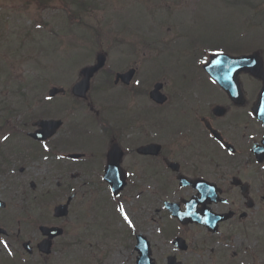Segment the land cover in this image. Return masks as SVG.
I'll return each mask as SVG.
<instances>
[{"label":"flooded vegetation","instance_id":"obj_1","mask_svg":"<svg viewBox=\"0 0 264 264\" xmlns=\"http://www.w3.org/2000/svg\"><path fill=\"white\" fill-rule=\"evenodd\" d=\"M243 52L250 53V48ZM230 78L229 84H219L204 65L197 66L184 76L187 82L181 78L176 87L164 83L163 105L133 100L130 111L120 109L136 143L121 147L118 158L134 192L133 234L147 238L154 264L171 258L180 264H264L263 82L235 70ZM132 93L139 96L140 90ZM22 126L25 139L18 154H9L3 174L33 188L49 184L54 178V137L35 141L29 136L36 129L34 121ZM121 136L120 131L112 133L111 143H120ZM221 138L234 150L233 156L227 146L220 147ZM111 143L102 152L71 161L74 168L66 185L107 186L103 174ZM150 144L159 145L157 154L139 153L141 146ZM181 177L189 183L182 185ZM224 199L230 203L223 204ZM166 202L176 205L185 219L172 214ZM176 238H183L188 247L174 246ZM41 240L39 233L29 241L36 246Z\"/></svg>","mask_w":264,"mask_h":264},{"label":"rangeland","instance_id":"obj_2","mask_svg":"<svg viewBox=\"0 0 264 264\" xmlns=\"http://www.w3.org/2000/svg\"><path fill=\"white\" fill-rule=\"evenodd\" d=\"M86 2L89 6L98 4L99 7L80 11L77 19L74 12L76 10L77 13L81 3L78 6L72 4L73 14L70 20L76 18V26H69L66 24L68 13L64 15L60 12L62 8H65L60 0L48 2L46 6H40L34 0H0V109L6 99L9 100V104L19 107L21 102L15 104V101L21 100V94H16V91L19 87L25 89V85L28 83L34 86L33 88L28 86V89L22 92L29 96L22 103H25L27 99H32L30 95L34 96L40 92L43 99L47 96L46 93L50 86L53 85L63 86L69 90L70 83L79 78V69L93 64L96 54L102 50L108 54L106 66L110 64L113 71L116 68L127 69L137 65L144 73L153 72L158 75L159 80L165 79L174 82L176 79L168 77V71L183 72V66L192 62V56L187 54L192 52L195 46L209 49L218 47L226 40L236 46L238 43L235 41L242 40L243 42L239 44L245 47L250 46L253 50L264 48V0H86ZM169 9L171 11H168ZM151 14L156 15L155 19ZM170 14H172L171 17ZM161 21L166 22L162 28H159L157 22ZM43 23L46 26H42ZM37 24H40L41 27L37 28ZM28 28L33 31L32 36L25 34ZM43 28L47 30V33L52 29L54 34L50 36L44 34ZM137 28L140 30H136ZM119 30L129 35L124 37ZM133 30L136 31L132 33ZM187 32L198 36L202 43L192 39L189 40L194 41L192 44L195 46H189L187 42L177 45L171 43V40L178 36H184ZM199 33L200 35H198ZM244 35L247 37L242 39ZM120 39H123V42L120 43ZM157 40L158 44L154 45L152 42ZM204 41L212 45L203 44ZM123 47H127V51H124ZM175 47L178 52L172 56H178L176 61H170L169 64L167 62L160 71L158 67L145 71L146 67L151 64L147 57L155 55L153 51L162 52ZM229 50L233 51L231 48ZM143 51L145 52L142 53ZM154 61L160 62L161 59L156 58ZM187 71L189 72V69ZM107 73L109 72L103 70L102 76L93 82L90 92V98H94L98 106L103 104L104 99L114 95L113 92H106L109 96L99 97L98 89L101 88V85H98V82L105 79L104 76ZM151 77L146 74L147 83L151 82ZM48 83L49 85H47ZM103 86L109 88L107 84ZM60 99L64 98L55 100V104L62 105L69 102L67 99L70 98ZM99 100H101L100 103ZM21 106L23 107L22 104ZM86 113H89L88 110L79 113L78 119L89 122L85 116ZM1 115L2 113H0ZM14 117L11 116L6 120V124L1 127L3 130H0V135L4 133L5 129L10 128L8 120L11 119L13 123L16 120ZM21 118H24L23 114ZM11 139L16 141L21 137L12 136ZM21 179H25L24 176ZM25 189L29 191L27 187ZM81 189L84 190V188ZM21 194L22 187L19 184L11 186L8 177L0 174V198L8 203L7 210L21 212ZM86 198H84L85 201ZM79 205H82L83 208L82 203ZM79 205L76 206V209L78 214H82V208L79 210ZM110 211L109 205L103 209V227L97 224L91 226L92 231L102 229L110 232V236H108L105 231L106 236L101 239L106 244V247H100L101 250L106 251V257L102 264H119V262L133 264L131 250L133 241L131 242L127 238L124 224H120L124 234H120L121 229H116V221L112 216L114 213ZM4 214V212H0V219ZM68 218L69 222L74 221L71 214ZM87 219L89 220V216ZM33 220L34 218L22 221L19 226H4L10 227V232H16L18 227L24 228ZM73 224H75L74 228L80 227L76 218ZM73 224L70 227L73 228ZM86 230H88V225ZM26 233L32 236L36 234V231L33 226H30ZM99 236L100 232L94 234V237ZM5 240L14 251H19V253L23 251L20 244L15 242L12 237H7ZM92 244H95L93 240L83 247L88 251ZM8 252L9 250L3 248L0 242V258L9 257ZM73 253L76 263L67 261L68 254L64 257L57 254L49 258L48 264H97L83 250L69 254ZM102 253L103 251H99V255ZM36 259L23 255L19 256L17 263L41 264ZM5 264L12 263L9 261Z\"/></svg>","mask_w":264,"mask_h":264},{"label":"snow or ice","instance_id":"obj_3","mask_svg":"<svg viewBox=\"0 0 264 264\" xmlns=\"http://www.w3.org/2000/svg\"><path fill=\"white\" fill-rule=\"evenodd\" d=\"M37 28L41 27L40 24H37L36 25ZM216 63H220L219 61H216ZM253 63H255L253 61ZM106 72H112L113 71V68L112 66L109 64L106 69H105ZM91 75V72H89L88 70H85V72L79 77V83H76V81H72L70 83V87L72 86V84H75V87L73 88V91H76L79 95H83L84 92L87 90L88 88V77ZM133 85H134V88L135 90H141L142 89V79L141 78H137L133 81ZM45 101H52L53 97L51 95H47L43 98ZM106 127V125H105ZM209 127H211V125L209 124ZM45 129H46V135L47 134H50L51 131H54L55 129V126L54 125H46L45 126ZM0 139H2L3 141H7L9 139V134H5L3 135L2 137H0ZM218 143H220V147L221 148H225L227 146V149H228V155L229 156H233L234 155V150L231 148L230 145H227V142L226 141H223L222 138L220 141H218ZM45 151L48 150V145L47 144H44L43 145ZM128 151H131V149H128ZM121 155V153L119 152L118 149H113V156L114 158H116L118 160L119 156ZM58 160L59 159H63L64 157L62 156H57L56 157ZM43 160L47 161L48 160V156H44L43 157ZM128 175H134L133 173H128ZM117 176H118V173H117ZM113 180H117V177H113ZM197 187H199V185H197ZM76 190L75 189H72V193L73 195L75 194ZM223 204L225 205H228L230 202L229 200L227 199H224L223 201ZM116 211H118L121 215H122V218H123V221L130 227V228H134L135 225L133 224L132 222V219L130 218V216L128 215V213L125 211V207L123 204H120L119 202L117 203V206H116ZM204 223H207V220L204 221ZM157 231H159V229H157ZM5 248H8V245L7 243L4 244ZM9 254H11V251L9 250Z\"/></svg>","mask_w":264,"mask_h":264},{"label":"water","instance_id":"obj_4","mask_svg":"<svg viewBox=\"0 0 264 264\" xmlns=\"http://www.w3.org/2000/svg\"><path fill=\"white\" fill-rule=\"evenodd\" d=\"M103 63H104V58L102 57V56H100L99 57V59H98V64L96 65V66H94V67H89V68H86V69H84V70H82V73H84L85 72V70H88L89 72H91V75L88 77V81H89V78L93 75V73L97 70V69H99L102 65H103ZM260 68H258V69H252V73H254V75H257V76H261V74H262V72H259L258 70H259ZM130 75H131V73L130 74H128V77H130ZM263 75V74H262ZM128 80V79H127ZM158 88V87H157ZM87 91V90H86ZM85 91V92H86ZM75 93H76V95H78V96H81V97H83L84 95H85V92H84V94L83 95H79L76 91H74ZM63 208V209H62ZM66 207L65 206H62L60 209H58L57 210V212H59V211H61L62 213L63 212H65L66 213ZM60 214V213H59ZM47 252L49 251V249H47L46 250ZM139 264H150L149 263V260L148 259H144V258H142L141 260H140V263Z\"/></svg>","mask_w":264,"mask_h":264},{"label":"trees","instance_id":"obj_5","mask_svg":"<svg viewBox=\"0 0 264 264\" xmlns=\"http://www.w3.org/2000/svg\"><path fill=\"white\" fill-rule=\"evenodd\" d=\"M46 1V0H45Z\"/></svg>","mask_w":264,"mask_h":264}]
</instances>
